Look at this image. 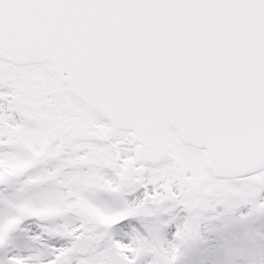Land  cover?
Wrapping results in <instances>:
<instances>
[{"label":"snow or ice","instance_id":"1","mask_svg":"<svg viewBox=\"0 0 264 264\" xmlns=\"http://www.w3.org/2000/svg\"><path fill=\"white\" fill-rule=\"evenodd\" d=\"M0 264H264V0H0Z\"/></svg>","mask_w":264,"mask_h":264}]
</instances>
